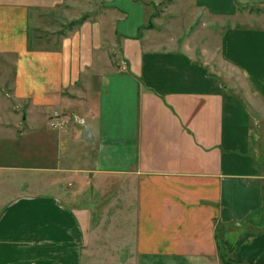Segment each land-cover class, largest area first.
<instances>
[{
	"label": "crops",
	"instance_id": "0c3cea01",
	"mask_svg": "<svg viewBox=\"0 0 264 264\" xmlns=\"http://www.w3.org/2000/svg\"><path fill=\"white\" fill-rule=\"evenodd\" d=\"M242 1L0 0V264H264V27L162 23Z\"/></svg>",
	"mask_w": 264,
	"mask_h": 264
},
{
	"label": "rangeland",
	"instance_id": "374dc122",
	"mask_svg": "<svg viewBox=\"0 0 264 264\" xmlns=\"http://www.w3.org/2000/svg\"><path fill=\"white\" fill-rule=\"evenodd\" d=\"M83 2L92 1L96 2L97 0H82ZM82 7L77 5V11L73 10L74 13L81 11ZM55 13L57 17L61 18V7H56L55 9L50 8L49 10H44L41 14V18L33 15L31 20V40L34 42V39L37 38L38 34L36 33V29H38V33H41V38L44 39V42H53L54 44H59L60 37L59 31H62L64 28L68 26V23L64 24L61 22V19L54 18L51 13ZM162 13L161 10H159ZM83 14L80 15V17ZM39 16V14H38ZM85 18V16L83 15ZM63 18V17H62ZM82 19V17H81ZM162 23L167 26H170L172 29L169 30L173 37H180L179 41L188 43L190 48H195L197 54H201L202 49L205 48L208 50L207 56L214 58L216 60V52L217 46L220 45V37L223 33V29L228 26H236V27H253V28H263L264 27V0H243L239 2L237 8V15L230 19H215L213 17L206 16L205 14H192L190 18L182 17L177 18L174 16H164V20L162 19ZM43 29H42V28ZM52 30V31H51ZM41 31V32H40ZM40 38V37H39ZM204 47V48H203ZM220 52V51H219ZM217 52V53H219ZM216 54V55H215ZM217 61V60H216ZM2 90V87L0 86ZM2 93L3 90H2ZM3 95H9L4 93ZM92 183L96 182L93 180ZM102 183L105 186L115 187L116 180H103ZM66 200H70L71 198L65 197ZM74 199V198H72ZM80 201V199H76L73 201ZM87 248L89 245L85 247V259L86 261L92 264H114L109 261L107 263L106 260L99 261L98 263L93 262L90 259V256L87 254ZM90 259V260H89Z\"/></svg>",
	"mask_w": 264,
	"mask_h": 264
},
{
	"label": "built area",
	"instance_id": "2783aa9c",
	"mask_svg": "<svg viewBox=\"0 0 264 264\" xmlns=\"http://www.w3.org/2000/svg\"><path fill=\"white\" fill-rule=\"evenodd\" d=\"M69 122L75 124L85 125V119L75 114H57L50 118L49 126L56 129H61L66 126Z\"/></svg>",
	"mask_w": 264,
	"mask_h": 264
},
{
	"label": "trees",
	"instance_id": "16d2710c",
	"mask_svg": "<svg viewBox=\"0 0 264 264\" xmlns=\"http://www.w3.org/2000/svg\"><path fill=\"white\" fill-rule=\"evenodd\" d=\"M79 21H80V19L75 20V21H71L69 25L72 26V25H74V24H77ZM222 259H223V261H224L225 263H227V264H231V263L228 262L226 259H224L223 255H222Z\"/></svg>",
	"mask_w": 264,
	"mask_h": 264
}]
</instances>
